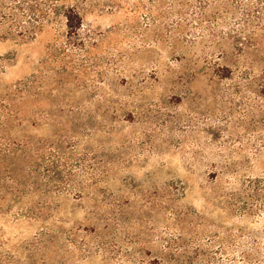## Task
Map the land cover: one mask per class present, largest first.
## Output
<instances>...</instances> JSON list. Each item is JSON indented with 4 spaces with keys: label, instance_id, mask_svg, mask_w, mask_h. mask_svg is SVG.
Wrapping results in <instances>:
<instances>
[{
    "label": "rangeland",
    "instance_id": "374dc122",
    "mask_svg": "<svg viewBox=\"0 0 264 264\" xmlns=\"http://www.w3.org/2000/svg\"><path fill=\"white\" fill-rule=\"evenodd\" d=\"M129 1L118 9L102 1L82 7L79 33L90 35L94 43L85 53L79 54L69 42L64 19L58 16L26 43L0 39V56H9L7 69L13 77L28 75L39 60L48 59L45 52L55 40V123H66L77 132L89 125L88 146L114 161L101 180L85 181L88 187L79 192L49 190L51 208L43 215L1 211L2 247L19 249L41 231L55 230V219L68 222L61 224L63 230L102 226L104 217L121 215L138 233L178 228L173 215H182L187 226L188 221H198L216 229L221 216L228 227L242 226L235 219L242 204L226 211L235 189L220 188L214 172L235 166L244 156L248 162L257 152L256 170L250 173L258 175L264 171V149L254 151L249 108L233 92L231 81L217 77L210 82V73H204L205 63L216 55L217 62L231 63L229 40L213 47L194 38L182 13L170 11L168 0ZM224 10L217 6V33L230 26L223 20L233 23L232 9ZM207 50L212 57L205 55ZM51 66L44 63V68ZM69 103L80 105V113L58 111ZM58 127L55 124V134ZM260 226L264 229L262 223L245 228ZM63 245L58 241L55 248L53 241L39 256L48 264L55 263V257L57 264H66Z\"/></svg>",
    "mask_w": 264,
    "mask_h": 264
},
{
    "label": "trees",
    "instance_id": "16d2710c",
    "mask_svg": "<svg viewBox=\"0 0 264 264\" xmlns=\"http://www.w3.org/2000/svg\"><path fill=\"white\" fill-rule=\"evenodd\" d=\"M100 1L115 9L130 4L129 0H0V39L26 43L58 16L64 19L69 42L79 54L85 53L94 43L90 35L79 33L81 10L86 5L97 6ZM166 3L170 11L182 13V19L188 23L187 30L195 33L194 38L207 40L208 46L213 47H217V41L229 40L234 52L231 63L217 62L216 55L213 62L207 60L204 73H210V82H217V77L231 81L233 92L249 108L254 151L264 149V0H168ZM217 6L224 11L232 9L233 21L230 24L223 20L230 26L218 33ZM211 12L212 16L207 18ZM45 53L48 59L39 60L31 73L21 77L9 75L6 61L9 56H0V212L13 209L21 215H43L51 208L49 190L79 192L88 187L85 181L96 184L114 165L98 149L88 146L91 145V135L86 133L89 125L77 132L66 123H55V40ZM205 55L212 57L209 50ZM45 62L54 67L44 68ZM80 107L69 103L58 111L74 116L80 113ZM55 124L59 126L56 134ZM83 135L87 138L82 144ZM256 153L248 157V162L244 156L235 161L237 165L222 166L214 172L220 188L235 189L229 196L226 211L231 213V209L242 204V211L235 215L236 222L242 224L240 227L224 225L226 218L222 216L216 229L198 221H188L191 226H187L182 215H173L178 228L164 232L154 228L149 233H138L121 215H112L104 217L102 226L72 225L60 230L67 221L55 219V230L41 231L19 249L0 245V264H48L39 253L53 241L55 248L58 241L64 244L60 249L68 255L64 259L66 264L71 261L75 264H264V229L245 228L250 223H262L264 227V171L258 175L250 173L256 170ZM59 158L60 163L55 164ZM78 177L81 179L77 180ZM218 196L222 198L225 194ZM32 198L37 200L32 202ZM57 206L55 202V209ZM212 230H217V234ZM53 260L55 263L50 264H57L56 257Z\"/></svg>",
    "mask_w": 264,
    "mask_h": 264
}]
</instances>
